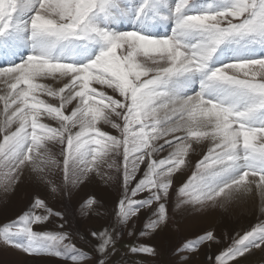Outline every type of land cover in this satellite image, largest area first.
Here are the masks:
<instances>
[{
    "label": "snow or ice",
    "instance_id": "1",
    "mask_svg": "<svg viewBox=\"0 0 264 264\" xmlns=\"http://www.w3.org/2000/svg\"><path fill=\"white\" fill-rule=\"evenodd\" d=\"M0 82L6 192L24 183L25 169L45 191L67 194L104 165L122 170L115 225L78 238L67 213L38 191L25 211L0 222V240L29 255L117 264L122 233L163 231L171 191L176 208L198 212L254 188L264 197V0H0ZM204 142L207 151L175 189V174ZM50 143L61 161H52ZM117 152L119 163L111 160ZM97 203L89 197L84 207ZM50 218L62 221L57 231L34 230ZM215 243V230L185 239L169 264H194L200 247ZM262 247L264 220L209 262L239 264ZM128 252L161 255L144 242Z\"/></svg>",
    "mask_w": 264,
    "mask_h": 264
},
{
    "label": "rangeland",
    "instance_id": "2",
    "mask_svg": "<svg viewBox=\"0 0 264 264\" xmlns=\"http://www.w3.org/2000/svg\"><path fill=\"white\" fill-rule=\"evenodd\" d=\"M47 82L52 83L51 81ZM55 86L56 84L53 83V87ZM93 86L99 87L100 90L105 91L108 95H113L112 89L104 86ZM5 89L6 85L0 82V95L5 94ZM44 98L49 102H56L52 98ZM2 109L3 102L0 101V123L3 121ZM46 122L57 126L55 122ZM14 127L15 125H13ZM101 127L103 130L110 132V134L119 135L115 129L111 128L110 124H101ZM207 146V142H204L198 147L194 146L196 151H190L188 162L174 176L175 189H178L181 183L186 181L191 175L194 170V163L207 151ZM48 152L52 157V161L62 160L59 155L60 146L58 144L50 143ZM166 154L161 153L160 155ZM121 159L122 157L118 152L113 153L111 156V160H116L117 163ZM49 165L54 167L51 161ZM141 167L143 168V165ZM3 171L4 169L0 168V222L15 219L25 211L31 202L32 193L38 191L42 198L47 197L49 205L53 207L54 211L63 210L67 213L68 218L71 220L72 228L78 232V238L83 237L90 230L100 229L102 225H107L109 221L115 225L114 210L121 190L122 170L118 172L116 168L109 169L107 165H104L100 174H93L90 179L73 188L70 194L45 191L37 183L35 173H32L30 169H25V181L22 185L15 190L6 192L3 185ZM89 197L94 198L98 202L92 206L91 210L84 207V202ZM249 202L250 204L232 201L225 207H220L218 204L214 208L198 212L194 211L190 205H181L180 208H176L177 195L175 191H171L169 199L171 218L163 228V231L158 230L154 234L143 237L139 236V232H136L134 238L128 237L125 231L121 234L116 246L118 250L112 259L117 264H169L172 259L171 250L181 245L185 239L200 235L205 230H215L218 243L212 244L210 247L207 244L202 245L194 259V264H210L209 257H214V255L226 248L236 233L243 234L244 231L250 230L260 220H264V197L258 193L256 197L249 198ZM50 221L51 223L46 222V226L42 228L34 226V230L57 231V225L62 221L59 218H50ZM137 227H142V225L137 222ZM131 242H144L159 246L161 255L150 258L142 254H132L128 252V245ZM77 246H84L83 241L81 240ZM88 247H91V245L85 247L86 251ZM238 259L239 264H264V247L254 249L250 254ZM0 264H66V262L60 257L48 254L29 255L0 240ZM230 264H237V262L233 261Z\"/></svg>",
    "mask_w": 264,
    "mask_h": 264
},
{
    "label": "bare ground",
    "instance_id": "3",
    "mask_svg": "<svg viewBox=\"0 0 264 264\" xmlns=\"http://www.w3.org/2000/svg\"><path fill=\"white\" fill-rule=\"evenodd\" d=\"M183 169V168H182ZM259 191L256 190L255 188L253 189V192L252 193H249V194H246L244 197H242L241 199L237 200L236 202H246L247 204H250L249 202V198L252 199L253 196L256 197V195H258ZM193 209V208H192ZM172 211V210H171ZM174 211V210H173ZM203 215V214H202ZM204 216V215H203ZM225 219V218H224Z\"/></svg>",
    "mask_w": 264,
    "mask_h": 264
}]
</instances>
